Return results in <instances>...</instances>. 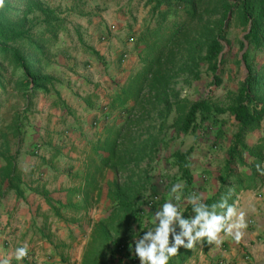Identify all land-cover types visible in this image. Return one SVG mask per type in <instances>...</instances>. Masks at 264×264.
Masks as SVG:
<instances>
[{"label": "trees", "instance_id": "1", "mask_svg": "<svg viewBox=\"0 0 264 264\" xmlns=\"http://www.w3.org/2000/svg\"><path fill=\"white\" fill-rule=\"evenodd\" d=\"M22 1L25 13L15 22L7 12L8 8L4 5V0L3 5L0 6V62L11 68L12 73L17 69L23 70L25 80L21 82L20 88L29 92L48 94L51 92L54 79L49 75L37 76L29 71V64L38 57H48L49 53L45 50L50 46L49 40L60 30L62 20L56 16L54 10L43 6L39 0ZM151 2L153 4L150 11L151 21L135 39L136 46L141 47L138 57L142 68L129 82L115 89L109 111L110 113L117 111L122 118L115 126L116 129L112 132L108 129L101 144L94 148L93 153L97 162L94 173H99L101 177L106 169L115 170L124 166L125 160L123 161L118 154L120 143L125 135L131 134V130L138 123L136 121L138 118L150 114L147 112L148 107L152 111L158 110V118L162 120L157 126L158 135L164 131L163 119L170 116L175 106L185 111L180 118L174 119L173 123L177 127V132L184 136L194 135L204 127L218 124V115L227 113L234 117L238 131L226 151L219 188L203 203L211 206L226 199L229 204L234 205L235 194L252 189L261 182L258 167L263 159L264 137L252 147L246 144L245 138L249 132L259 129L260 124L264 122V56L260 58V55L264 54V0L235 2L151 0ZM31 13H38L40 16L39 34L31 33L23 24ZM228 14H231V18L224 28ZM233 20L245 28L243 41L248 44L241 58L246 70L243 82L223 103L211 99L192 103L180 100L171 83L175 77H178L179 70L197 80L200 78L197 70L207 66V70L214 76L213 83L220 84L218 75L221 73L217 72L225 63L222 41L227 39L226 30ZM243 41H238L241 50L244 49ZM86 52L99 58L96 51ZM1 72L3 68L0 70V86L3 87ZM192 151L193 148L190 147L186 151L177 150L170 155L174 166L179 170L180 180L184 183L181 199L185 201L191 196L193 186V176L190 172ZM245 155L253 160L251 164L246 163ZM3 161L4 165L0 168V198L2 185L5 186L6 191H14L16 197L23 198L24 184L13 159L4 157ZM243 167L249 170L246 175L238 172V169ZM90 185L93 191L98 190L97 186ZM140 185L141 183L137 181L109 183L108 198L113 206L107 216L97 223L90 249L94 241L99 238L113 245V255L123 259L130 257L134 251V240L137 239L133 235L140 233L142 235V232L152 226L149 222L152 206L146 207L149 226L143 223L144 214L141 207H135ZM48 202L50 204V201ZM185 207L183 214L192 215L191 206ZM135 229L138 233L133 234L132 230ZM112 232L118 235L116 239H112ZM200 244L206 246L208 243ZM184 251H187L184 255L187 257L190 250L181 248L178 254L171 258L169 264H172L175 258L178 262L184 261L182 256H179Z\"/></svg>", "mask_w": 264, "mask_h": 264}, {"label": "rangeland", "instance_id": "2", "mask_svg": "<svg viewBox=\"0 0 264 264\" xmlns=\"http://www.w3.org/2000/svg\"><path fill=\"white\" fill-rule=\"evenodd\" d=\"M22 2V0H4V5L8 8L7 12L14 22L24 16L25 8ZM39 2L54 10L56 16L62 20V24L60 30L49 40L50 46L45 50L49 53L48 57H38L36 61H30L29 71L37 76L52 77L53 89L51 87V92L48 94L23 90L20 88L21 82L25 80L23 70L17 69L12 73L11 68L0 62V70L3 68L1 72L3 87L0 86V168L4 165V157L12 158L24 184L23 190L26 183L30 181L31 173L37 178L42 175L41 163L46 161L45 159H55L62 150H67L69 143L63 139L68 136L64 134L63 129H70L72 119L63 110L60 93L71 91L78 84L82 88L81 82H85L86 87L97 83L98 74L94 71L100 58L86 51H100V47L114 35L113 25L106 23L105 19L100 17L106 9L97 6V0H39ZM152 7L151 0L140 2L135 11L140 28L130 32L133 38L138 36L135 35L136 32L139 31V34L150 23ZM39 19L38 13H31L25 18L23 24L25 28L30 29L31 33L39 34L41 31ZM226 33L227 39L222 41L225 63L217 72L221 73L218 75L220 84L213 83L214 76L207 70V66L197 70L200 73V78L197 80L177 68L179 75L171 83L180 100L192 103L197 100L211 99L223 103L243 82L246 70L241 58L248 47L247 42L243 41L245 28L233 20ZM238 41L244 42V49L239 48ZM263 56L264 54L260 55V58ZM147 112L150 114L138 118L136 120L138 123L131 130V134L125 135L120 143L121 148L118 154L123 161L125 160L124 166L115 169L117 171L106 169L102 172L98 192L92 196L91 203L99 215L106 217L113 206L108 198L109 183L118 181L122 184L137 181L141 183V188L135 207H141L144 214L142 215L143 223L149 226L147 201L156 197L157 201L152 207H154L153 211H157V208L170 198L173 186L178 185L179 191L172 195L180 196L184 186L180 180L179 170L174 166L170 155L174 151H186L190 147L193 148L191 159L199 161L200 153L203 151L210 155H217L216 153L221 151L220 146L223 142H228L226 132L228 134V131H231L232 137V132L237 130V124L231 121L227 113L221 114L217 117L218 124L204 127L194 135L184 136L177 132V127L173 123L174 119L180 118L185 111L175 106L170 116L163 119L164 131L158 135L157 126L162 121L158 118V110L152 111L148 107ZM205 142L208 148L204 150L201 144ZM63 144L65 147H62ZM197 155H199L198 158H196ZM191 165L193 167V163ZM191 171L194 173L195 170L191 169ZM24 199L25 195L23 198H18L14 191H6L5 186L2 185L0 211L3 207H18L20 200L24 201ZM179 203L182 207L186 206L185 200ZM152 213L150 212L151 215ZM136 230H132V233H138ZM111 235L112 239L118 236L113 232ZM137 237L138 234H135L134 238ZM113 250L114 247L110 242L105 243L99 238L91 247L94 255L103 257L100 259V263L103 264L110 261ZM90 261L91 264L97 263L94 259Z\"/></svg>", "mask_w": 264, "mask_h": 264}, {"label": "crops", "instance_id": "3", "mask_svg": "<svg viewBox=\"0 0 264 264\" xmlns=\"http://www.w3.org/2000/svg\"><path fill=\"white\" fill-rule=\"evenodd\" d=\"M97 1V6L106 9L100 17L114 26V35L97 51L100 58L94 71L98 74L97 83L86 87V83L81 82L82 88L78 84V88L60 93L63 110L72 119L70 129H63L68 136L63 139L69 143L68 148L55 159L41 163L40 177L29 175L25 199L20 200L18 207H3L0 211V258H8L11 264H91L93 259L96 264H103L100 263L103 257L94 255L90 249L95 227L105 218L91 203L98 190L93 191L90 184L100 186L99 173H94L97 162L93 151L108 129L114 131L121 121L120 113L109 111L116 87L129 82L142 68L138 57L141 47L136 46L137 37L133 38L130 32L140 28L135 11L143 0ZM230 118L235 122L233 116ZM236 129L232 137L231 131L226 132L228 142H223L217 155L203 151L199 161L191 159L190 172L195 170V175L191 173V195H198L202 202L219 188L225 154L238 126ZM263 137L264 122L246 135L245 142L252 147ZM207 146L206 142L201 144L204 150ZM244 158L247 164L253 162L247 155ZM258 171L261 182L235 194L234 206L244 213L246 224L240 230L241 238L237 241L225 237L219 246L198 244L190 249L187 257L184 256L187 251L179 254L184 261L178 262L175 258L172 264H264V152ZM238 172L246 175L249 170L243 167ZM24 244L29 247L28 257L17 262L15 249ZM107 264H139V260L133 251L125 259L112 255Z\"/></svg>", "mask_w": 264, "mask_h": 264}, {"label": "clouds", "instance_id": "4", "mask_svg": "<svg viewBox=\"0 0 264 264\" xmlns=\"http://www.w3.org/2000/svg\"><path fill=\"white\" fill-rule=\"evenodd\" d=\"M2 5L3 0H0ZM178 191L179 186H173L170 198L150 217L152 226L134 241V256L138 258L139 264H169L181 248L190 250L202 242L219 246L225 237L237 241L241 238L240 230L246 227L244 213L226 199L209 206L198 195H191L186 202L193 214L185 216L179 203L181 196L172 195ZM28 252L27 244L17 247L15 260L23 261ZM0 264L11 262L5 257L0 258Z\"/></svg>", "mask_w": 264, "mask_h": 264}, {"label": "built area", "instance_id": "5", "mask_svg": "<svg viewBox=\"0 0 264 264\" xmlns=\"http://www.w3.org/2000/svg\"><path fill=\"white\" fill-rule=\"evenodd\" d=\"M124 58H125V56H124ZM157 201V198L156 197H152V198H150L148 201H147V208L149 207H151V206H153L154 205V203ZM28 257V256H27Z\"/></svg>", "mask_w": 264, "mask_h": 264}, {"label": "water", "instance_id": "6", "mask_svg": "<svg viewBox=\"0 0 264 264\" xmlns=\"http://www.w3.org/2000/svg\"><path fill=\"white\" fill-rule=\"evenodd\" d=\"M230 18H231V14H228V17H227V20H226V22H225L224 28H226L227 23H228V21L230 20Z\"/></svg>", "mask_w": 264, "mask_h": 264}]
</instances>
